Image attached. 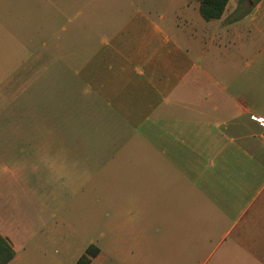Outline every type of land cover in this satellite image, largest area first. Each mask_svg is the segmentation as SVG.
Returning <instances> with one entry per match:
<instances>
[{"label": "crops", "instance_id": "1", "mask_svg": "<svg viewBox=\"0 0 264 264\" xmlns=\"http://www.w3.org/2000/svg\"><path fill=\"white\" fill-rule=\"evenodd\" d=\"M261 2L216 24L221 16L205 20L199 0H0V48L17 41L22 63L45 61L48 48L72 56L75 111L111 153L102 167L149 184L137 199L164 192L166 219L180 218L181 231L202 222L218 232L214 246L228 250L212 264H264V33L252 31ZM5 190L0 178L7 264H25L34 233L14 226ZM98 249L89 264L102 259Z\"/></svg>", "mask_w": 264, "mask_h": 264}, {"label": "rangeland", "instance_id": "2", "mask_svg": "<svg viewBox=\"0 0 264 264\" xmlns=\"http://www.w3.org/2000/svg\"><path fill=\"white\" fill-rule=\"evenodd\" d=\"M260 4L228 0L214 23L256 13ZM254 16L252 31L260 35L264 12ZM18 46L14 40L0 48V178L13 196L14 226L27 224L34 233L35 254L25 264H78L89 244L102 249L96 264H212L228 250L214 246L219 233L204 231L202 222L186 232L170 211L166 219L164 192L161 200L137 199L149 195V184L119 182L123 169L102 167L101 155L111 153L96 148L101 136L87 135L84 112L75 111L72 56L48 48L45 61L37 55L22 63ZM27 64L35 66L31 83ZM79 138L86 150L77 149Z\"/></svg>", "mask_w": 264, "mask_h": 264}, {"label": "trees", "instance_id": "3", "mask_svg": "<svg viewBox=\"0 0 264 264\" xmlns=\"http://www.w3.org/2000/svg\"><path fill=\"white\" fill-rule=\"evenodd\" d=\"M200 13L205 20L219 18L225 9L228 0H199ZM99 249L90 244L78 258V264H89L91 258L96 256ZM14 257V249L8 238L0 234V264H7Z\"/></svg>", "mask_w": 264, "mask_h": 264}, {"label": "built area", "instance_id": "4", "mask_svg": "<svg viewBox=\"0 0 264 264\" xmlns=\"http://www.w3.org/2000/svg\"><path fill=\"white\" fill-rule=\"evenodd\" d=\"M261 123L264 125V118L261 119Z\"/></svg>", "mask_w": 264, "mask_h": 264}]
</instances>
